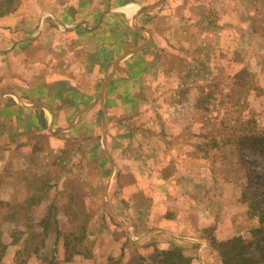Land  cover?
Instances as JSON below:
<instances>
[{
    "label": "crops",
    "instance_id": "crops-1",
    "mask_svg": "<svg viewBox=\"0 0 264 264\" xmlns=\"http://www.w3.org/2000/svg\"><path fill=\"white\" fill-rule=\"evenodd\" d=\"M208 4L26 0L0 17V203L9 217L28 206L27 201H34L33 213L43 217L55 200L54 186L62 190L59 196L76 201L77 189L64 183L81 172L77 179L80 186L86 184L91 162L84 150L82 159L80 155L74 161L72 137L92 134L99 141L95 159L100 175L111 167L128 176L122 181L111 172L107 180L117 190L110 196L105 192L103 199L127 209L131 225L136 217L149 233L155 231L151 224L157 218V234L169 233L175 241L177 234L183 237L205 220L195 195L189 193L185 209L180 207L181 182L174 171L180 177L182 161L176 152L181 145L175 118L162 105L170 101L172 112L179 114L177 93L196 46L193 25L199 6ZM117 119L129 120L121 131L129 137V147L112 151L107 137L115 132L111 120ZM4 220L7 228L15 226V220Z\"/></svg>",
    "mask_w": 264,
    "mask_h": 264
},
{
    "label": "rangeland",
    "instance_id": "rangeland-1",
    "mask_svg": "<svg viewBox=\"0 0 264 264\" xmlns=\"http://www.w3.org/2000/svg\"><path fill=\"white\" fill-rule=\"evenodd\" d=\"M208 1L206 8L199 6L198 22L193 25L196 46L191 48V62L177 93L179 114L172 112L170 101L161 104L169 118H175L181 145L176 152L182 161L180 177L174 171L181 182L177 189L179 201V196L183 199L180 207L185 209L189 193L195 195L197 211L205 220H199L195 230L184 231L183 237L177 234L176 242L169 233L157 234V218L151 224L155 231L149 233L136 217L131 218V225L127 209L103 199L105 192L110 196L117 190L114 181L107 180L117 171L107 167L102 169L105 177L100 175L98 137L74 135V161L82 150L90 153L91 167L86 172L90 180L80 186L79 172L64 183L77 189L80 196L76 201L59 196L62 190L54 186L55 200L41 218L33 213L34 201H27L29 207L24 204L12 217L0 203V264H153L151 255L174 243L192 256V264H222L211 248V239H227L256 223L257 217L240 200V185L245 180V162L257 154L249 142L224 143V138L244 134L238 127L243 123L248 125L249 137L264 129V0ZM111 127L115 132L107 138L112 151L129 147V137L122 136L129 120H111ZM112 158L117 157L112 154ZM117 173L118 179H128L121 171ZM171 213L165 216L170 223L174 222ZM5 217L15 220V226L7 228Z\"/></svg>",
    "mask_w": 264,
    "mask_h": 264
},
{
    "label": "trees",
    "instance_id": "trees-1",
    "mask_svg": "<svg viewBox=\"0 0 264 264\" xmlns=\"http://www.w3.org/2000/svg\"><path fill=\"white\" fill-rule=\"evenodd\" d=\"M20 1L0 0V17L15 11ZM238 127L244 134L234 139L228 134L224 143L249 142V148L257 154L245 162V180L240 185V200L247 205V212L257 217V221L244 232L227 239L212 238L210 245L222 264H264V129L249 137L248 125L243 123ZM226 130L234 131L232 128ZM151 260L153 264H192L193 258L181 246L173 244L154 252Z\"/></svg>",
    "mask_w": 264,
    "mask_h": 264
}]
</instances>
